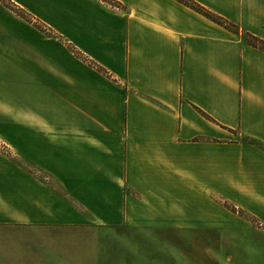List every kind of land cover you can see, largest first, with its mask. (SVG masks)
Returning a JSON list of instances; mask_svg holds the SVG:
<instances>
[{"label":"crops","instance_id":"obj_1","mask_svg":"<svg viewBox=\"0 0 264 264\" xmlns=\"http://www.w3.org/2000/svg\"><path fill=\"white\" fill-rule=\"evenodd\" d=\"M192 1L0 0V264H264V0Z\"/></svg>","mask_w":264,"mask_h":264},{"label":"rangeland","instance_id":"obj_2","mask_svg":"<svg viewBox=\"0 0 264 264\" xmlns=\"http://www.w3.org/2000/svg\"><path fill=\"white\" fill-rule=\"evenodd\" d=\"M29 15L27 14V19L29 20ZM0 150H7L6 147ZM8 152V151H3ZM204 246L210 251V253H206L203 251L201 257L204 258V263L206 264H229L230 262L234 261L235 264L243 261V248L239 249L238 245H233L230 243V238L228 237H216L212 238L211 244L210 242L206 243L204 240ZM195 253V252H194ZM195 255V254H193ZM230 257V258H227Z\"/></svg>","mask_w":264,"mask_h":264},{"label":"trees","instance_id":"obj_3","mask_svg":"<svg viewBox=\"0 0 264 264\" xmlns=\"http://www.w3.org/2000/svg\"><path fill=\"white\" fill-rule=\"evenodd\" d=\"M179 1H181L182 3L188 5L192 8H194L195 10L203 13L204 15L212 18L214 21H217L218 23L223 24L224 26L228 27L229 29H231L235 32L239 31L238 26H236V25L228 22L227 20L211 13L210 11L206 10L204 7L196 4L194 1H192V0H179ZM10 4H11V7L14 9V11H16L17 14L26 17L25 13L22 10L15 7L13 3H10ZM242 37L244 38V40L248 41V43L264 49V41L263 40L249 34L248 32H245L244 30L242 31ZM226 206L229 209H231L232 211L237 212L240 215H246L241 210L236 209L233 205L226 203Z\"/></svg>","mask_w":264,"mask_h":264},{"label":"built area","instance_id":"obj_4","mask_svg":"<svg viewBox=\"0 0 264 264\" xmlns=\"http://www.w3.org/2000/svg\"><path fill=\"white\" fill-rule=\"evenodd\" d=\"M32 20V19H31ZM33 21V20H32ZM44 30H46V29H44ZM0 147H1V149H4V147H5V145L0 141ZM237 213V212H236Z\"/></svg>","mask_w":264,"mask_h":264}]
</instances>
